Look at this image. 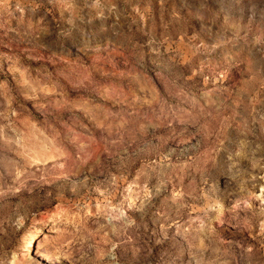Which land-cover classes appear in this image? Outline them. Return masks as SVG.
I'll return each mask as SVG.
<instances>
[{
    "label": "rangeland",
    "instance_id": "obj_1",
    "mask_svg": "<svg viewBox=\"0 0 264 264\" xmlns=\"http://www.w3.org/2000/svg\"><path fill=\"white\" fill-rule=\"evenodd\" d=\"M0 264H264V0H0Z\"/></svg>",
    "mask_w": 264,
    "mask_h": 264
},
{
    "label": "bare ground",
    "instance_id": "obj_2",
    "mask_svg": "<svg viewBox=\"0 0 264 264\" xmlns=\"http://www.w3.org/2000/svg\"><path fill=\"white\" fill-rule=\"evenodd\" d=\"M33 242V241H32ZM27 245H29V244H27ZM25 247H23V249H24ZM28 255H29V253H28Z\"/></svg>",
    "mask_w": 264,
    "mask_h": 264
}]
</instances>
